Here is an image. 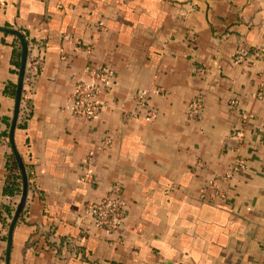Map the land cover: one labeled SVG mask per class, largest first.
<instances>
[{
    "label": "crops",
    "instance_id": "obj_1",
    "mask_svg": "<svg viewBox=\"0 0 264 264\" xmlns=\"http://www.w3.org/2000/svg\"><path fill=\"white\" fill-rule=\"evenodd\" d=\"M0 26L29 46L14 134L29 189L9 264H264V0H0ZM16 45L0 30V264L21 195L4 193ZM102 67L104 108L74 114L76 83L100 84ZM238 158L225 197L202 198ZM116 181L126 215L110 233L86 204Z\"/></svg>",
    "mask_w": 264,
    "mask_h": 264
},
{
    "label": "built area",
    "instance_id": "obj_2",
    "mask_svg": "<svg viewBox=\"0 0 264 264\" xmlns=\"http://www.w3.org/2000/svg\"><path fill=\"white\" fill-rule=\"evenodd\" d=\"M254 51L246 47H240L235 54L237 62H252V54ZM256 54V53H255ZM264 77V67L261 71ZM92 78L97 79L98 83H90L84 80H79L74 91L70 94V101L72 103V110L74 114L85 118L95 117L105 106L103 102L97 99L102 87L109 88L112 85V71L107 67H102L99 70L92 72ZM102 85V86H101ZM264 91V84H263ZM140 95H142L140 93ZM138 96V106L146 107V100ZM233 103H237L236 100ZM204 96L198 93L194 96L188 107L189 115L198 117L203 111ZM134 112H124L123 119L129 121L134 117ZM149 116H153L152 110L148 111ZM246 162L242 158H238L225 173L215 176L210 179L207 184L201 189V196L204 199L217 202L226 195L225 186L226 181L231 179L232 173L244 169ZM87 178L90 174L86 173ZM123 185L121 182H114L110 190L105 196L99 200L88 201L86 204V213L91 215L96 226L105 229L107 232L116 233L122 228L125 220V207L122 198Z\"/></svg>",
    "mask_w": 264,
    "mask_h": 264
},
{
    "label": "water",
    "instance_id": "obj_3",
    "mask_svg": "<svg viewBox=\"0 0 264 264\" xmlns=\"http://www.w3.org/2000/svg\"><path fill=\"white\" fill-rule=\"evenodd\" d=\"M1 31L9 32L14 34L20 41L21 43V64L18 72V80L16 83V95H15V106H14V111H13V116L11 119V124H10V129H9V143L11 145L12 153L14 154L20 170L22 174V192L20 195V200L16 205L15 212L11 218L10 224H9V230H8V239H7V250H6V264H9L10 262V250L12 246V233L14 230V226L18 221L19 215L22 212L26 200H27V195H28V189H29V181H28V174L26 170V166L24 163V160L18 151L16 144H15V139H14V134H15V128L17 125L18 117H19V112H20V105H21V100H22V95H23V86H24V77H25V72L27 68V61H28V54H29V46H28V41L25 38V36L20 32L18 29L14 28H8L5 26H0Z\"/></svg>",
    "mask_w": 264,
    "mask_h": 264
},
{
    "label": "trees",
    "instance_id": "obj_4",
    "mask_svg": "<svg viewBox=\"0 0 264 264\" xmlns=\"http://www.w3.org/2000/svg\"><path fill=\"white\" fill-rule=\"evenodd\" d=\"M23 35L27 39V36L25 34H23ZM27 41H28V39H27ZM12 61H13V64L15 65L14 71L18 73L19 68H20V64H21V43H20L19 39H18V45H16V47L14 48ZM27 74L28 73L25 72V77H27ZM25 77H24V80H25ZM6 91L8 93H10L13 97H15V95H16V83L10 82L6 87ZM23 91H24V89H23ZM9 125H10V121H9ZM6 135H8V134H6ZM25 166H26V164H25ZM28 179H29V176H28ZM21 192H22V174H21L19 164H18L14 154L11 152V154L8 157V161H7V174H6L4 193L6 195L13 196V195H19V194H21ZM14 209H15L14 207L9 206V205L4 206V210L9 215V217H11Z\"/></svg>",
    "mask_w": 264,
    "mask_h": 264
}]
</instances>
